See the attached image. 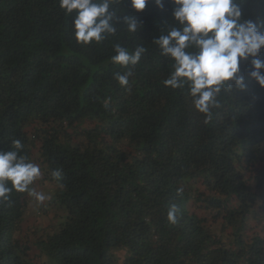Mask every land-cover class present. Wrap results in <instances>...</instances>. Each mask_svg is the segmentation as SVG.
I'll return each instance as SVG.
<instances>
[{
	"label": "trees",
	"instance_id": "trees-1",
	"mask_svg": "<svg viewBox=\"0 0 264 264\" xmlns=\"http://www.w3.org/2000/svg\"><path fill=\"white\" fill-rule=\"evenodd\" d=\"M239 3L264 31V0ZM173 8L120 0L137 32L121 24L84 45L59 0H0V149L22 142L42 171L33 187L51 197L38 216L59 214L50 234L24 236L32 199L13 191L0 204V264H33L31 248L43 264H264V88L241 62L247 87L222 91L205 122L186 88L164 85L172 62L151 43ZM117 43L146 52L122 67ZM129 69L122 87L115 75Z\"/></svg>",
	"mask_w": 264,
	"mask_h": 264
},
{
	"label": "clouds",
	"instance_id": "clouds-1",
	"mask_svg": "<svg viewBox=\"0 0 264 264\" xmlns=\"http://www.w3.org/2000/svg\"><path fill=\"white\" fill-rule=\"evenodd\" d=\"M152 2L162 8L164 0H129L136 12H141ZM172 23L151 43L157 45L162 56L170 58L172 71L163 83L172 89H187L196 111L204 114L206 121L212 119V110L219 107L218 97L222 91H243L247 85L240 74V64L251 59L249 78L264 88V59L259 54L264 49V31L261 25L242 16L239 0H172ZM120 0H59L66 14L73 16V34L78 43H101L117 32L121 24L128 33H136L138 21L131 15L118 12ZM114 64L122 67L137 65L146 52L143 46L134 49L114 46ZM131 69L115 79L120 86L129 84ZM14 150L0 149V204L10 201L13 191L27 193L37 204L51 197L33 187L42 176L39 164L31 162L20 152L23 144L12 140ZM58 183L62 170L51 171ZM167 221L176 222V207L167 212Z\"/></svg>",
	"mask_w": 264,
	"mask_h": 264
},
{
	"label": "rangeland",
	"instance_id": "rangeland-1",
	"mask_svg": "<svg viewBox=\"0 0 264 264\" xmlns=\"http://www.w3.org/2000/svg\"><path fill=\"white\" fill-rule=\"evenodd\" d=\"M50 186H45L46 192H50L49 190ZM38 191H43L38 189ZM44 192V191H43ZM47 203V202H46ZM38 205L31 200L29 205V211L27 218L24 220L23 223V234L24 236L33 233H36L39 237L50 234L54 229L53 227L56 226L58 221L56 220L55 216H59L58 211L55 209L51 210L47 208H44L45 211H47L44 214H37L36 207ZM60 212V211H59ZM31 257H33V264H43V262L46 260L45 257L40 256L39 252L36 249L31 248Z\"/></svg>",
	"mask_w": 264,
	"mask_h": 264
}]
</instances>
